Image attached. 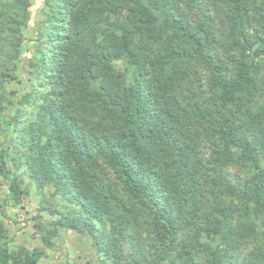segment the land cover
<instances>
[{
  "label": "trees",
  "instance_id": "1",
  "mask_svg": "<svg viewBox=\"0 0 264 264\" xmlns=\"http://www.w3.org/2000/svg\"><path fill=\"white\" fill-rule=\"evenodd\" d=\"M30 189L0 264L63 231L102 264H264V0H0V197Z\"/></svg>",
  "mask_w": 264,
  "mask_h": 264
},
{
  "label": "rangeland",
  "instance_id": "2",
  "mask_svg": "<svg viewBox=\"0 0 264 264\" xmlns=\"http://www.w3.org/2000/svg\"><path fill=\"white\" fill-rule=\"evenodd\" d=\"M118 64L119 68H124V65L121 63ZM36 194V189H30L29 194L23 201V204L18 208H12L10 203L5 202V197L2 195L0 197V203H3L1 210L6 216L9 217L13 216L17 211H19L20 215L17 220L22 221L25 215L31 214L34 211V201ZM34 221L31 220L30 225L33 224ZM7 225L10 228L9 232L13 238V240L10 242L11 247H15L18 244L27 245L30 241H32L34 228L30 227L29 234H26L19 230L21 228V224L19 223L12 222L8 223ZM36 239L38 238L36 237ZM72 239L73 238H71L69 232L63 231L59 237V243L57 242L58 248L49 251L43 258L41 264H60L61 261H65L68 264H102L101 258L99 256H92V251L90 250L89 244H86V242H78V240L75 241Z\"/></svg>",
  "mask_w": 264,
  "mask_h": 264
}]
</instances>
